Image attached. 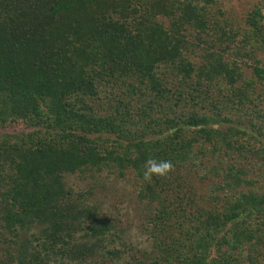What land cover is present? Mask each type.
<instances>
[{
    "label": "trees",
    "instance_id": "obj_1",
    "mask_svg": "<svg viewBox=\"0 0 264 264\" xmlns=\"http://www.w3.org/2000/svg\"><path fill=\"white\" fill-rule=\"evenodd\" d=\"M216 3L0 0V264H264V9ZM104 169L154 206L148 262L66 187Z\"/></svg>",
    "mask_w": 264,
    "mask_h": 264
},
{
    "label": "rangeland",
    "instance_id": "obj_2",
    "mask_svg": "<svg viewBox=\"0 0 264 264\" xmlns=\"http://www.w3.org/2000/svg\"><path fill=\"white\" fill-rule=\"evenodd\" d=\"M264 9V0H217L216 4L210 6V12L217 19H226L237 30L248 29L246 19L249 13L256 7ZM167 21L165 18L163 19ZM196 32L190 30L189 38L193 46L187 53L197 65L204 62L203 44L200 47L195 39ZM245 76L251 79L252 68L243 65ZM11 129L0 128V140L5 138ZM66 187L76 192L85 193L86 199L100 208L103 217L109 220L111 230L108 235L106 247L108 249H119L124 258L133 261L131 255L148 262L146 252L153 249V238H151L150 218L153 215V207L147 201L139 198L140 180L130 170L125 176L114 171L104 169L102 172L67 173L64 178ZM6 246L5 241L0 239V247ZM110 257V256H108ZM111 262L109 258H104ZM102 260V258L100 259ZM113 262V261H112ZM114 264H122L113 262Z\"/></svg>",
    "mask_w": 264,
    "mask_h": 264
},
{
    "label": "clouds",
    "instance_id": "obj_3",
    "mask_svg": "<svg viewBox=\"0 0 264 264\" xmlns=\"http://www.w3.org/2000/svg\"><path fill=\"white\" fill-rule=\"evenodd\" d=\"M171 166L172 165L170 162L162 161L159 164H153V166L151 167L149 171L163 175L171 168ZM145 179H149V172H145Z\"/></svg>",
    "mask_w": 264,
    "mask_h": 264
}]
</instances>
